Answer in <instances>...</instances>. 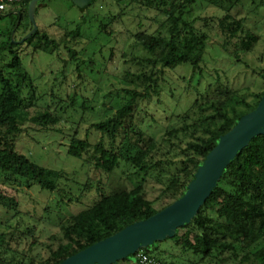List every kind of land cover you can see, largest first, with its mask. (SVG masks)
<instances>
[{
    "label": "trees",
    "instance_id": "trees-1",
    "mask_svg": "<svg viewBox=\"0 0 264 264\" xmlns=\"http://www.w3.org/2000/svg\"><path fill=\"white\" fill-rule=\"evenodd\" d=\"M110 1L115 2L121 13L129 2L157 10L165 18L155 30L143 29L133 34L135 47L146 53L144 56H133L138 57L137 65L146 67L143 72L132 74L143 83V89H124L125 101L115 113L90 125L102 135L95 143L92 144L88 138H79L78 129L69 134L68 154L78 159L91 155L89 161L106 173H112L121 164L133 167L138 173L157 179L161 183L160 192L155 199H150L141 188L107 194L98 187L99 199L69 217L60 218L63 242L51 248L47 259L27 262L26 254L19 249H11L1 240L0 264H59L68 256L170 205L187 191L198 168L220 137L238 119L255 109L264 94L263 88L254 94L256 101L251 103L241 90L229 88L218 78L210 84L206 93L200 94L186 111L177 115V125L167 127L161 140L155 138L138 126L135 118L141 103L159 94L160 74L164 71L176 69L182 64H190L193 74L202 70L207 35L186 17L188 9L198 0H94L85 8H79L81 20L67 30L61 43L68 50L70 63L75 64L74 70L81 72V62L71 45L72 41L83 38V23L92 18V12L103 13ZM225 1L235 4L239 0ZM30 2L24 0L9 12L0 13V19L9 17L13 21L9 32H0V175L7 180H25L29 187L38 184L44 190L56 191L63 200L70 202L74 199L69 194L64 195V188L59 189L57 183L59 177L68 179L65 171L31 161L18 150L16 144V123L31 120L44 128L55 129L58 135L62 133L61 129L53 128L61 122L60 113L63 111L60 106L63 100L54 92L49 97L53 101L59 100L55 110L52 111L49 105L45 110L30 115V107L42 97H38L35 79L25 67L19 47L21 44L11 37L15 27L16 33L24 30L25 34L32 28L28 16ZM40 4L41 0L37 3L36 13ZM16 10L19 15L14 13ZM102 16L104 19L100 20L98 31L108 34L109 23L105 19L109 18L111 23L116 15ZM242 21L227 13L219 25L227 37H241L240 46L250 52L260 36L245 30ZM25 43L35 52L59 55L61 48V44L39 29ZM129 72L126 71L125 78L131 76ZM259 75L264 80V69ZM74 101L75 98H71L69 105L76 106ZM77 106L79 108L76 109H81L82 113L90 109V103L84 99L78 100ZM75 125L79 124L75 122ZM85 186L88 187V184ZM157 201L162 202V207H156ZM0 203L17 209V201L4 194H0ZM27 230L32 232L31 227ZM166 240L191 258L176 262L164 259L160 246ZM141 251L161 264H243L246 261L264 264V134L255 136L231 160L189 224L179 227L174 237L154 242ZM138 253L115 264H140Z\"/></svg>",
    "mask_w": 264,
    "mask_h": 264
},
{
    "label": "rangeland",
    "instance_id": "rangeland-1",
    "mask_svg": "<svg viewBox=\"0 0 264 264\" xmlns=\"http://www.w3.org/2000/svg\"><path fill=\"white\" fill-rule=\"evenodd\" d=\"M41 1L38 13H35L38 29L61 44L67 30L81 20V10L71 0ZM107 6L103 13L92 12V18L83 23V38L71 43L81 62V72L74 70L75 64L70 63L68 50L63 44L57 55L35 52L25 41L17 42L21 44L25 67L35 79L37 95L42 97L30 107V115L45 110L49 105L52 111L56 109L59 100L53 101L49 97L51 92L63 100L60 103L63 110L61 122L53 127L61 129V135L56 134L55 129L44 128L31 120L16 123L18 150L44 167L63 169L68 179L59 177V189L64 188L63 194L74 199L68 202L56 191L44 190L38 184L29 187L25 180H7L0 175V194L17 201L16 210L0 203V241L4 240V245L26 254L27 262H40L49 257L51 248L63 242L60 218L69 217L99 199L98 187L107 194L141 188L150 199H155L161 189L157 179L138 173L133 167L121 164L112 173H106L89 161L91 155L78 159L68 154L69 134L78 129L79 138H88L92 144L95 143L102 135L90 125L115 113L125 101L124 89H143V83L132 74L143 72L146 67L137 65L138 57L133 56L146 53L135 47L133 34L143 29L153 31L165 18L157 10L129 2L124 13L119 11L115 2L110 1ZM227 13L242 19L245 30L260 36L252 51L242 49L241 37H227L223 33L219 21ZM106 14L116 17L111 23L109 18L105 19L109 23L108 34H103L98 31V24ZM186 17L207 35L202 70L193 74L190 64H182L164 71L160 74L159 94L151 100H144L135 118L138 126L160 140L167 127L178 124L177 115L186 111L200 94L206 93L218 78L229 88L241 90L251 103L256 101L254 94L264 88V80L259 75L264 69V0H239L235 4L225 0H198L188 9ZM12 26L13 21L9 17L0 19V32L7 33ZM24 35V30H20L15 38L20 40ZM127 70L131 76L125 78ZM73 97L76 106L69 105ZM80 99L90 103V109L84 113L76 109ZM155 205L162 207V202L157 201ZM27 227H31L32 232L29 233ZM167 241L160 246L164 259L176 262L191 258ZM243 264L251 263L246 261Z\"/></svg>",
    "mask_w": 264,
    "mask_h": 264
},
{
    "label": "water",
    "instance_id": "water-1",
    "mask_svg": "<svg viewBox=\"0 0 264 264\" xmlns=\"http://www.w3.org/2000/svg\"><path fill=\"white\" fill-rule=\"evenodd\" d=\"M40 0H31L28 12L32 28L16 40V28L11 37L22 43L32 36L38 26L36 6ZM85 8L94 0H71ZM19 23V22H18ZM264 134V94L257 107L243 115L223 134L198 168L187 191L177 200L149 218L128 225L115 234L68 256L59 264H115L145 249L154 242L175 236L177 229L189 224L206 202L231 160L257 135Z\"/></svg>",
    "mask_w": 264,
    "mask_h": 264
},
{
    "label": "built area",
    "instance_id": "built-area-1",
    "mask_svg": "<svg viewBox=\"0 0 264 264\" xmlns=\"http://www.w3.org/2000/svg\"><path fill=\"white\" fill-rule=\"evenodd\" d=\"M24 0H0V13L8 12L14 9L16 4H21ZM140 264H161L160 261L154 259L152 256L140 251L138 253Z\"/></svg>",
    "mask_w": 264,
    "mask_h": 264
},
{
    "label": "flooded vegetation",
    "instance_id": "flooded-vegetation-1",
    "mask_svg": "<svg viewBox=\"0 0 264 264\" xmlns=\"http://www.w3.org/2000/svg\"><path fill=\"white\" fill-rule=\"evenodd\" d=\"M14 13H15L16 15H19L20 12L16 10V11H14Z\"/></svg>",
    "mask_w": 264,
    "mask_h": 264
}]
</instances>
